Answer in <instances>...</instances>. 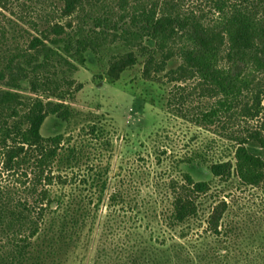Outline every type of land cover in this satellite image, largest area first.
<instances>
[{
    "label": "trees",
    "instance_id": "trees-1",
    "mask_svg": "<svg viewBox=\"0 0 264 264\" xmlns=\"http://www.w3.org/2000/svg\"><path fill=\"white\" fill-rule=\"evenodd\" d=\"M14 1L32 15L47 0H0V8ZM49 1L57 5L54 17L59 20L48 19L52 14L46 10L36 19L21 17L29 28L0 10V171L15 176L14 183L0 186V264H50L79 238L90 218L81 199L83 187L103 188L98 172L81 178L79 149L65 146L63 134L40 133L48 116L71 120L70 103L82 87L73 74L84 65L87 51L123 48L108 60V73L115 77L139 58L146 75L159 74L176 61L173 71L182 79H195L202 96L211 101L203 108H189L186 87L176 84L168 102L174 98L170 106L200 127L233 118L264 74V0H210L211 19L180 12L178 0ZM64 19L68 20L62 24ZM255 97L258 103V93ZM249 107L245 103L247 113L255 116ZM230 137L235 141L233 163L213 164L212 174L225 182L233 175L243 186H264V136L248 131ZM181 177L167 183L170 202L162 223L169 230L178 228V237L184 238L192 222L201 223V198L210 183L195 181L188 173ZM67 185H76L67 196L63 191L52 193L53 186ZM123 193L116 189L109 195L108 217L113 223L126 213ZM226 209L221 200L202 221L204 231L214 237L215 244L205 249L212 264H227L226 244L242 228L223 221ZM130 225L136 228V222ZM150 247L143 259L147 264L154 261ZM258 249L264 256L263 243ZM169 251L182 258L184 246L172 244ZM248 256L240 261L249 264ZM140 258L126 264H138Z\"/></svg>",
    "mask_w": 264,
    "mask_h": 264
},
{
    "label": "rangeland",
    "instance_id": "rangeland-1",
    "mask_svg": "<svg viewBox=\"0 0 264 264\" xmlns=\"http://www.w3.org/2000/svg\"><path fill=\"white\" fill-rule=\"evenodd\" d=\"M108 1L101 0L100 4ZM178 4L182 13H194L205 19L213 17L210 0H178ZM40 5L32 15L25 14L24 7L15 1L0 10L27 28L21 17L36 19V14L44 10L52 14L48 19L59 20L54 17L55 3L47 0ZM115 8L118 9V4ZM71 19L77 21L75 16ZM66 20L61 23L65 24ZM118 52H123V48L115 45L98 53L87 51L84 65H79L73 74L82 87L70 103L71 120L62 122L48 116L40 127L43 136L61 133L65 146L79 149L81 178L98 172L101 174L98 178L104 181L103 188L89 184L83 187L81 199L90 210V218L79 238L50 264H126L131 258L134 263L138 255L141 257L138 264H147L143 259L147 257L149 245L154 251L151 264H212L205 249L215 244L214 237L204 231L202 221L221 200L227 204L223 221H233L242 227L238 236L226 244L227 264H247L240 261L247 255L249 264H264V256L258 249L264 244V186H243L233 175L225 182L211 172L213 164L233 163L235 141L230 136L248 131L264 136V74L258 77L259 84L244 98L233 118L200 127L170 106L174 98L168 102L176 84L186 87L189 108H203L211 101L202 96L195 79H182L181 73L173 71L176 61L169 62L159 74L146 75L143 60L139 58L138 63L115 77L108 73V60ZM245 103L252 107L250 112H255V116L247 113ZM183 173L195 181H208L210 190L201 198V223L192 222L189 234L179 238L180 230L165 228L162 218L170 202L167 183L172 179L181 180ZM14 178L11 173L0 171V186L14 183ZM74 186H53L52 193L63 191L61 194L67 196ZM116 189L124 191L126 213L113 223L108 217L107 203ZM131 222H136L135 229ZM176 243L184 246L182 258L169 251Z\"/></svg>",
    "mask_w": 264,
    "mask_h": 264
}]
</instances>
